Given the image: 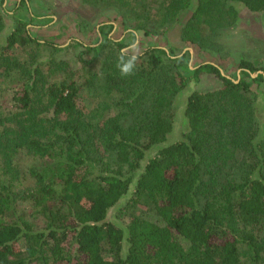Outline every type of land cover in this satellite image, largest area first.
I'll return each mask as SVG.
<instances>
[{"label": "trees", "instance_id": "obj_1", "mask_svg": "<svg viewBox=\"0 0 264 264\" xmlns=\"http://www.w3.org/2000/svg\"><path fill=\"white\" fill-rule=\"evenodd\" d=\"M84 2L135 22L130 43L104 23L98 43L68 48L35 38L23 19L0 42V97L11 90L0 104V264H264V67L242 60L234 81L214 63L192 67L190 52L126 51L189 12L182 42L210 49L237 21L234 4L264 12V0ZM74 47L84 50L78 72L53 58ZM202 74L223 88L189 94V132L165 144L177 97ZM125 198L126 228L107 221Z\"/></svg>", "mask_w": 264, "mask_h": 264}, {"label": "rangeland", "instance_id": "obj_2", "mask_svg": "<svg viewBox=\"0 0 264 264\" xmlns=\"http://www.w3.org/2000/svg\"><path fill=\"white\" fill-rule=\"evenodd\" d=\"M21 0H5L0 4V11L4 9L5 31L0 34V42L4 44L6 37L14 30L18 20L23 19L31 22L30 33L40 40H50L64 47L70 46L74 40L85 44L95 45L99 42L100 35L98 29L104 23L116 25L112 33L114 38L126 37V43L131 39L127 32L135 29V22L131 21L128 28L122 24V17L118 15V10L108 8H96L84 0H27L28 5L21 6ZM2 0H0V3ZM237 12V21L230 27L221 29L219 36L210 49H201L187 46L181 40V30L184 23L190 18L191 12L183 17L182 22L175 25L164 35L140 34V39L126 51L133 55L141 54L148 47L172 48L177 54L190 52L192 57V67L201 63H214L219 66L225 75L234 81L241 79L242 74L239 64L242 60L254 64L258 68L264 67V12H252L243 4H234ZM17 9V10H16ZM35 16L34 21H30V13ZM108 31V30H107ZM102 40V39H101ZM69 48V47H68ZM66 48L57 56L53 57L57 61H67L69 67L78 72L77 59L80 53L84 52L81 47ZM86 60H90L92 55H84ZM42 61L47 63L49 57L43 56ZM254 77L256 74L253 75ZM223 88V83L214 75L202 74L199 83H191L188 89L182 92L175 101L174 115L171 119L174 124L173 132L168 137L165 144L174 143L183 139L188 133V121L185 117L187 97L193 92L201 94L219 91ZM11 90H4L0 97V104L3 107L9 106ZM264 99L259 96L256 99L257 113L261 119ZM94 104L91 102L87 92L79 99V107L84 112H89ZM158 148H153L147 153L148 161L152 158ZM143 165L145 164V162ZM39 163L35 159L25 158L24 165H35ZM127 199L121 200L113 207L107 217L108 222L126 228L128 217H122L121 209L126 205ZM127 246H125L126 248Z\"/></svg>", "mask_w": 264, "mask_h": 264}, {"label": "clouds", "instance_id": "obj_3", "mask_svg": "<svg viewBox=\"0 0 264 264\" xmlns=\"http://www.w3.org/2000/svg\"><path fill=\"white\" fill-rule=\"evenodd\" d=\"M124 70H125V71H128V68L126 67Z\"/></svg>", "mask_w": 264, "mask_h": 264}, {"label": "water", "instance_id": "obj_4", "mask_svg": "<svg viewBox=\"0 0 264 264\" xmlns=\"http://www.w3.org/2000/svg\"><path fill=\"white\" fill-rule=\"evenodd\" d=\"M222 73L224 74V72L222 71ZM257 75V74H256Z\"/></svg>", "mask_w": 264, "mask_h": 264}, {"label": "flooded vegetation", "instance_id": "obj_5", "mask_svg": "<svg viewBox=\"0 0 264 264\" xmlns=\"http://www.w3.org/2000/svg\"><path fill=\"white\" fill-rule=\"evenodd\" d=\"M115 29H116V27H115Z\"/></svg>", "mask_w": 264, "mask_h": 264}]
</instances>
